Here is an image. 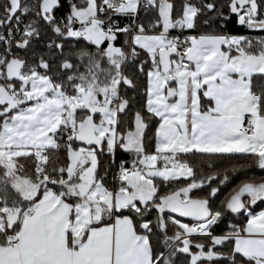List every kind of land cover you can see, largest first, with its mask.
<instances>
[{
	"label": "snow or ice",
	"instance_id": "snow-or-ice-1",
	"mask_svg": "<svg viewBox=\"0 0 264 264\" xmlns=\"http://www.w3.org/2000/svg\"><path fill=\"white\" fill-rule=\"evenodd\" d=\"M145 4L159 17L149 25L161 29L154 34L143 24L133 31L113 19L135 16L142 0H69L62 19L55 15L61 0H39L38 6L7 0L3 6L0 264H176L178 254L188 257L187 264H217L224 256L231 264H264V210H251L264 202V179L244 181L234 190L224 209L246 213V223L216 235L213 229L224 211L213 210L209 197L219 188H211L209 197L189 195L216 176L197 180L193 167L180 158L189 153L251 156L264 169V38L254 44L248 36L229 33L170 35L174 29H195L208 13L217 17L203 21L209 27L235 15L239 25L264 31V0H225L219 7L216 0H183L175 18L171 0ZM30 12L56 36L84 38L95 46L94 53L86 48L76 53L79 64L62 61L60 68L71 72L66 82L48 74L51 65L44 57L29 65L12 53L13 43L27 48L40 34L33 20L21 40L13 36V21L19 31L20 16ZM121 34L130 39L117 46ZM48 47L64 52L55 40ZM138 49L148 56L137 64L146 78L144 110L158 118L151 153L141 111L134 113L132 127L120 130V115L129 107L121 86L135 87L124 67L140 55ZM79 67L85 71H73ZM61 148L65 163L51 155ZM119 149L133 159L117 165L110 188L107 171L98 174V154ZM21 158L31 160L34 175L22 174ZM180 178L191 182L160 194L157 179ZM228 179L225 175L221 183ZM153 210L154 220L148 218ZM226 242L232 245L227 253L217 249Z\"/></svg>",
	"mask_w": 264,
	"mask_h": 264
},
{
	"label": "trees",
	"instance_id": "trees-1",
	"mask_svg": "<svg viewBox=\"0 0 264 264\" xmlns=\"http://www.w3.org/2000/svg\"><path fill=\"white\" fill-rule=\"evenodd\" d=\"M22 2L26 1L22 0ZM171 2L174 4L175 18L179 15L180 6L183 0H171ZM203 2H212V0H203ZM216 2L219 7V5L223 4L225 0H216ZM6 3L7 0H0V16L3 15V6ZM26 3L29 5L30 2ZM61 3L62 7H60L59 10H57L55 13V15L60 19L66 16L70 10L69 0H61ZM223 12L225 13V16L228 15L227 8H224ZM209 16L213 17L214 20L217 19L216 13H208L200 17L195 29H174L170 30V33L179 32L199 35L201 33L217 32L237 34L250 37L254 44H256L260 38H264V31L247 29L246 26L239 25L237 23V17L235 15H232L225 20H220L219 23L214 22L211 27L203 23L204 20L209 19ZM158 18V14L154 8L141 6L138 10L137 25L143 24L147 33H156L161 29H150L149 25ZM35 20H38V22L34 26L39 29V36L33 37L27 48L16 47L15 43H13V54L27 61L29 65L38 63L39 58L44 57V59L48 60L51 65V70L48 74L52 75L54 79L63 80L66 82V77L67 75L71 74V72L62 70L60 68V64L62 63V61L64 59H69L74 65L79 64L80 61L77 59L76 53L80 49L86 48L88 51L94 53L96 52V48L95 46H90L89 42H87L84 38L58 37L53 33L51 26H49L46 21L38 19L36 16ZM127 39H130L128 38V35L121 34L118 41L116 42L117 46L124 45V42ZM53 40H55L58 44L64 45V52L62 55L55 48L48 47L49 43H51ZM3 51L4 49H2L0 53H2ZM138 51L140 52V55L136 57L134 61L130 60L124 67L125 74L133 79L135 87H128L126 85L121 86V96L129 100V107L124 113L120 115V130L124 131L132 127L134 113L136 111H141L145 116L146 122L148 123V128L145 131V147L146 150L151 153L155 151V133L158 125V118L152 117L144 110V89L146 87V78L137 71V64L141 61L147 60L148 56L145 51L140 49H138ZM104 66H107L106 62H104ZM148 66L149 65H146L145 67L147 68ZM73 71L83 72L85 71V69L84 67H79L77 69H74ZM256 82H258V78L254 77V83ZM17 86L19 85L17 84ZM61 144H63V140H61ZM51 155L60 157V163L66 162L64 159L65 153L63 148H61L59 152L51 153ZM98 158L100 161L98 174L104 175V173L107 171L108 174L105 179V183L110 188H112L115 187V183L112 181L114 161L120 163L122 160H127L130 164L131 160L133 159V154L119 149L115 153V156L105 151L103 153H99ZM180 158L183 161H187L189 165L193 167L197 180L211 175L216 176V179L213 180L211 184L206 183L201 188L193 189L189 194L192 198L209 197L211 188H219V192L215 197H209L210 206L213 210L224 211L223 219L213 229L214 234L221 235L230 232L232 230L231 225L233 224L243 227L247 220V214L231 213L230 211L224 209V204L226 203V200L230 197V195L234 192V190H236L242 182L247 180H255L256 182H259L261 179H264V169H260L256 165L255 158L251 156L240 155H236L231 158H224L214 154L200 153L183 154ZM21 163L25 165V169L22 174L30 176L34 175V165L32 164L31 160L25 161L23 158H21ZM225 175H228L229 179L227 182L222 184L221 181L223 180V177ZM190 182L191 178H180L171 183H161L159 179H157V183L160 186L161 195L177 191L179 188L187 186V184ZM263 207L264 202H258L256 205L252 206L251 210L257 211L262 209ZM155 217L156 211L153 210L152 214L148 218L154 220ZM178 218L182 220L186 219L192 221L191 218ZM194 239H196L197 241H203L205 243L208 242L207 238L201 236H196L194 237ZM231 246V244H228L226 242V245L217 246V249L227 253ZM175 259L176 264H187L188 257L184 254H178ZM217 264H231V261L227 256H224L218 259Z\"/></svg>",
	"mask_w": 264,
	"mask_h": 264
},
{
	"label": "built area",
	"instance_id": "built-area-1",
	"mask_svg": "<svg viewBox=\"0 0 264 264\" xmlns=\"http://www.w3.org/2000/svg\"><path fill=\"white\" fill-rule=\"evenodd\" d=\"M26 2H30L29 6H38L39 4V0H24ZM141 6H146L145 4V0H142V5ZM137 18H138V13L135 16H123V15H116L113 17V19L120 25V26H129L133 31H135L136 26H137ZM33 20H35V13L34 12H30L28 14H22L20 16V23H19V31L16 30V22L14 20L13 22V36L15 38L16 41H19L22 39V32L23 29L26 25H28L30 22H32ZM150 28V27H149ZM152 29V28H150ZM0 34H4L7 35V29L0 26ZM171 36H188V35H195L193 33H179V32H172L170 33ZM128 38H130V36H128ZM50 44V43H49ZM5 44L3 42H0V52L2 51V49H5ZM12 53H13V49H12ZM19 54V53H18ZM113 156H115V154H112ZM119 163L117 161H114L113 164V170H112V177L113 175L116 174V172L118 171L117 165ZM113 181V180H112ZM264 210V207L260 210L257 211H253L254 213H258L259 211Z\"/></svg>",
	"mask_w": 264,
	"mask_h": 264
},
{
	"label": "rangeland",
	"instance_id": "rangeland-1",
	"mask_svg": "<svg viewBox=\"0 0 264 264\" xmlns=\"http://www.w3.org/2000/svg\"><path fill=\"white\" fill-rule=\"evenodd\" d=\"M23 3L27 4L26 2H23ZM27 5H28V4H27ZM184 221H185V222H189V223L192 222V221H190V220H186V219H184Z\"/></svg>",
	"mask_w": 264,
	"mask_h": 264
},
{
	"label": "crops",
	"instance_id": "crops-1",
	"mask_svg": "<svg viewBox=\"0 0 264 264\" xmlns=\"http://www.w3.org/2000/svg\"><path fill=\"white\" fill-rule=\"evenodd\" d=\"M76 27H79V24L77 23ZM148 34H154V33H148Z\"/></svg>",
	"mask_w": 264,
	"mask_h": 264
},
{
	"label": "water",
	"instance_id": "water-1",
	"mask_svg": "<svg viewBox=\"0 0 264 264\" xmlns=\"http://www.w3.org/2000/svg\"><path fill=\"white\" fill-rule=\"evenodd\" d=\"M176 215H178V214H176ZM182 218H188V217H182Z\"/></svg>",
	"mask_w": 264,
	"mask_h": 264
}]
</instances>
